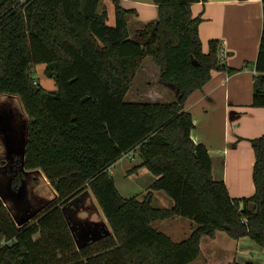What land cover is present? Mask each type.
<instances>
[{
    "label": "trees",
    "instance_id": "1",
    "mask_svg": "<svg viewBox=\"0 0 264 264\" xmlns=\"http://www.w3.org/2000/svg\"><path fill=\"white\" fill-rule=\"evenodd\" d=\"M152 1L157 19L132 36L136 11L120 0H113V25L103 0H0V95L17 96L29 120L24 169L42 171L58 194L22 226L0 197V264H191L202 238L218 231L249 237L264 251V134L250 139L255 191L232 198L213 178L208 147L192 139L185 109L214 71L242 69L221 60L222 41L203 49L202 18L192 6L208 0ZM147 57L160 80L176 86L172 102L125 101ZM40 64L55 91L34 82ZM255 71L253 106L264 107V18ZM130 154L141 162L128 174L146 168L155 177L143 199L122 197L111 173ZM22 178L17 170L15 188ZM88 189L112 232L79 249L63 206ZM155 191L173 206L155 207ZM174 217L193 222L183 240L153 227Z\"/></svg>",
    "mask_w": 264,
    "mask_h": 264
},
{
    "label": "crops",
    "instance_id": "2",
    "mask_svg": "<svg viewBox=\"0 0 264 264\" xmlns=\"http://www.w3.org/2000/svg\"><path fill=\"white\" fill-rule=\"evenodd\" d=\"M120 3L124 8L136 11L129 18L132 36H135V32L143 29L146 24L155 22L158 17V8L152 0H120ZM103 4L107 8L108 17H111L108 23L112 22L111 25H113L114 2L103 0ZM192 12L195 17L202 18L199 35L204 51L208 50L210 40H220L223 43L220 51L221 60L229 67L242 70L234 74L214 71L211 80L201 90L189 96L185 109L191 113L194 122L191 137L195 143H202L208 147L212 158L213 178L225 182L231 197H249L255 191L252 180L254 151L250 139L264 134V107L253 106L255 62L263 31V0H208L206 3H195L192 6ZM161 83L163 89L159 92L158 99L169 95L165 101L172 102V99L176 97V86L162 81ZM19 101L20 99L15 95H0V149L5 152L19 150L20 143H24L28 136L29 120L25 111L23 110L24 113L20 114L14 110V115L11 111V108L14 109L12 105L18 104ZM145 170L146 168H141L137 174L146 172ZM5 172L4 176L12 179L17 169L14 173H9L7 170ZM24 172L27 175L22 179L29 191V197L23 202L25 207L17 208L12 201L14 197L5 199V192H3L4 197L1 195L5 206L15 219L24 214L23 210L28 211L30 215L45 209L58 197L42 171L25 170ZM154 179L155 177H152L151 181L153 182ZM44 188L50 190L51 194L45 192ZM12 190L15 194L19 193L17 189L12 188ZM86 191L89 192L88 195L78 200L82 209L79 213L76 212L75 221L77 217L84 220L83 222L87 219L89 222L97 221L104 223L106 228L111 230L93 193L89 189ZM159 192L162 191L154 192V198ZM170 204L173 205V201ZM177 218L176 220H181V217ZM192 225V223L189 224V230L184 237L190 234ZM220 234H223L220 238L233 253L230 264L254 262L252 258L244 257L248 250L246 247H253L251 245L253 241L249 237L233 239L223 231L216 232L213 238H202L200 256L204 253L207 260L227 264V260H217L213 252L209 253L203 249L205 238L215 242L218 236H222ZM210 255H213V258H210Z\"/></svg>",
    "mask_w": 264,
    "mask_h": 264
},
{
    "label": "rangeland",
    "instance_id": "3",
    "mask_svg": "<svg viewBox=\"0 0 264 264\" xmlns=\"http://www.w3.org/2000/svg\"><path fill=\"white\" fill-rule=\"evenodd\" d=\"M109 18L111 21V17H108V19ZM44 69H45L44 64L37 65L33 69L32 75L36 76L37 83H39L45 89L49 91H55L57 89L55 81L52 78L46 76V74L44 73ZM162 89H163V84L161 83L160 80V67L153 61L151 57H147L143 61L142 66L135 77L131 89L128 91L127 95L125 96V101L166 102L165 101L167 100L166 97L169 95H166V97L164 95L163 98L158 99L159 92ZM12 106L14 107V109L11 108L13 115H14V110L20 114L24 113L23 111L24 109L20 101L18 104ZM2 160L6 161L5 164L3 165V168H5L9 173H14L15 170L19 168V165L21 164L19 153L9 154L8 152H5L3 149H0V161ZM139 161L140 159L137 155H133L132 159L127 156H124L111 168L112 176L114 177L116 187L122 197L125 198L137 197L138 199H143L144 195L148 191V188L152 184L151 179L152 177L154 178V175L148 169L145 170L146 172H142L140 174H135V173L133 175L128 174V171L130 169L139 165L138 164ZM43 190L51 194V191L48 190L47 188H44ZM165 195L166 194H164L163 192H159L158 194H155V198L153 201L155 207L170 208V206H173L170 204L171 201L173 200L169 199V197ZM78 200H80V198ZM78 200L70 201L69 204L65 206L66 216L69 218L70 221L72 220L71 226L74 228V233L76 237L78 235L84 234V232L86 231L85 228L86 224L87 226L92 227L91 231L88 230V237H92V234H94L97 231L95 227L99 223L97 221L89 222L87 221L88 219L85 222H83L84 220L78 218L77 215H76L77 221H74L75 219L73 215L76 212L79 213V210L82 209V207H80V204H78ZM176 219L178 218L175 217L163 221H157L153 224V227L169 235L176 241L183 240L184 238L187 237L184 236L185 234H187L189 230V224L191 223L193 224V222L185 218H180L181 220H176ZM181 230L183 232H181ZM220 235L222 236H218L215 242L210 240V238H205V240L203 241L204 242L203 249L205 251H209V253L213 252L214 257L216 256L217 260H227V264H230L233 260L231 256L233 255V253L230 250H228V246L225 245L226 243H224V241L220 238L223 237V234ZM251 245H253V247H246V249L248 250H246L247 254H245L244 257L252 258L255 264H264L263 263L264 251L261 248V246L256 244L255 242H253ZM210 258H213V255H210ZM191 264H218V263L211 260H207V258H205V254L203 253L194 263Z\"/></svg>",
    "mask_w": 264,
    "mask_h": 264
},
{
    "label": "water",
    "instance_id": "4",
    "mask_svg": "<svg viewBox=\"0 0 264 264\" xmlns=\"http://www.w3.org/2000/svg\"><path fill=\"white\" fill-rule=\"evenodd\" d=\"M27 141H28V136H27V139L25 140V142L23 143H20V148L19 150L17 151H14V152H8L9 154H12V153H19L20 154V160H21V164L19 165V168H17V170L19 171H22L23 172V176L27 175L24 171V158H25V149H26V145H27ZM5 163L3 162V160L0 162V197L1 195L4 197L5 195L3 194V192H5L6 196L4 197L5 199H8V198H15V200L12 199V201L14 202V206L15 207H19V208H24V203L25 200L27 199V197H29V191L27 189V185L26 183H24V180L22 179L21 180V185L18 187V188H15L13 186V181H14V177H12V179H7L6 176H4V173H6V169L3 168V165ZM13 189H17L18 190V194H15L14 191L12 190ZM89 192L85 191L83 194V197L87 196ZM20 194H21V198H20ZM82 194L78 197H76L75 199L71 200V201H75V200H78L79 198H82ZM19 195V196H18ZM85 195V196H84ZM12 196V197H11ZM2 199V197H1ZM11 200V199H10ZM69 203H67L66 205H68ZM65 205V206H66ZM63 206V212L65 214V217L70 225V229H71V232L73 234V237L75 239V242H76V245L79 249L93 243V242H96L102 238H104L105 236H108L111 234V230L106 228L107 226L104 224V223H99L95 228L97 229V231L92 234V237H88V230L91 231V228L92 227H89V226H86V231L84 232L83 235H78L76 237L75 233H74V228L71 226V221L69 220V218L66 216V212H65V209L66 207ZM46 207V206H45ZM70 207V206H69ZM68 208V207H67ZM44 209V208H43ZM39 210L37 213H32L30 215H28V211H25L23 210V215H21L18 219H15V222L18 226H22L24 224H26L27 222H29L30 220H32L34 217H36L38 215V213H41L42 210ZM76 214V213H75ZM75 214L73 216H75ZM75 221V220H74ZM92 233V232H91ZM90 238V239H88ZM81 242H84V243H81Z\"/></svg>",
    "mask_w": 264,
    "mask_h": 264
},
{
    "label": "built area",
    "instance_id": "5",
    "mask_svg": "<svg viewBox=\"0 0 264 264\" xmlns=\"http://www.w3.org/2000/svg\"><path fill=\"white\" fill-rule=\"evenodd\" d=\"M33 79H34V82L37 83L36 76L33 75ZM128 157L132 159L133 158V155L130 154Z\"/></svg>",
    "mask_w": 264,
    "mask_h": 264
}]
</instances>
